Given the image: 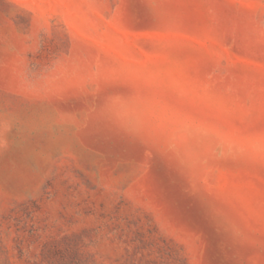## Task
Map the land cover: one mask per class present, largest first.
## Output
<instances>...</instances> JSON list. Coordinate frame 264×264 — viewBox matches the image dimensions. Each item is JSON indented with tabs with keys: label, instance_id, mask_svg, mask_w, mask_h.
Returning <instances> with one entry per match:
<instances>
[{
	"label": "rangeland",
	"instance_id": "374dc122",
	"mask_svg": "<svg viewBox=\"0 0 264 264\" xmlns=\"http://www.w3.org/2000/svg\"><path fill=\"white\" fill-rule=\"evenodd\" d=\"M0 264H264V0H0Z\"/></svg>",
	"mask_w": 264,
	"mask_h": 264
}]
</instances>
